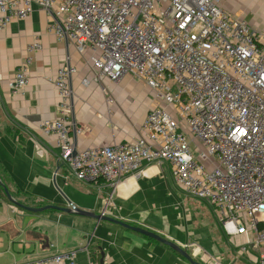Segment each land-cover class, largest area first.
I'll list each match as a JSON object with an SVG mask.
<instances>
[{"label":"built area","instance_id":"built-area-1","mask_svg":"<svg viewBox=\"0 0 264 264\" xmlns=\"http://www.w3.org/2000/svg\"><path fill=\"white\" fill-rule=\"evenodd\" d=\"M223 1L0 0V30L39 6L58 40L89 54L85 86L96 82L105 91L107 81L130 75L154 92L134 141L78 150L74 138L84 128L71 120L78 68L67 57L52 77L57 116L40 129L55 137L78 180L115 189L127 175L167 161L175 183L212 205L229 236L256 244L264 264V33ZM41 49L38 41L28 47L31 54ZM32 61L28 55L19 64L12 90L29 84ZM75 257L12 264H72Z\"/></svg>","mask_w":264,"mask_h":264},{"label":"crops","instance_id":"crops-1","mask_svg":"<svg viewBox=\"0 0 264 264\" xmlns=\"http://www.w3.org/2000/svg\"><path fill=\"white\" fill-rule=\"evenodd\" d=\"M222 7L264 33V0H224ZM51 23L35 6L30 16L0 30V175L12 196L31 207L74 205L104 212L160 234L203 264H259V247L244 235L229 236L212 205L175 183L167 161L149 164L146 175H127L115 189L76 178L60 158L55 137L40 129L42 121L57 116L52 77L67 57L78 68L71 79V120L84 128L74 138L78 150L134 141L155 98L130 75L107 81L105 91L96 82L85 86L83 80L92 76L89 54L58 40ZM36 41L42 49L31 54L28 47ZM28 55L33 56L29 84L14 91L10 81ZM73 251L72 264H190L169 246L119 224L58 209L33 213L0 196V264Z\"/></svg>","mask_w":264,"mask_h":264},{"label":"water","instance_id":"water-1","mask_svg":"<svg viewBox=\"0 0 264 264\" xmlns=\"http://www.w3.org/2000/svg\"><path fill=\"white\" fill-rule=\"evenodd\" d=\"M0 187L3 189V192L5 194V196L8 198L9 201H11L14 205L27 210L29 212H33V213H40L43 211H46L48 209H58L64 212H68V213H73V214H78L81 216H87V217H92L96 220H106V221H110L113 222L115 224H119L121 226H123L124 228L140 233L144 236H147L149 238H152L158 242H161L162 244H165L166 246H169L170 248H172L173 250H175L177 253H179L180 255H182L188 262H190V264H203L201 262L196 261L188 252L187 250H185L184 248H182L181 246H179L178 244H176L175 242L161 236L160 234L150 231L146 228L140 227V226H136V225H131L127 222H124L122 220L116 219V218H112L110 216H107L104 214V212L100 213V214H96L94 212H90V211H86V210H82L77 208L76 206L72 205L69 208H65V207H60V206H55V205H45V206H40V207H31V206H27L23 203H21L20 201L16 200L8 186L2 181L1 175H0ZM103 261V254L101 257V262Z\"/></svg>","mask_w":264,"mask_h":264},{"label":"trees","instance_id":"trees-1","mask_svg":"<svg viewBox=\"0 0 264 264\" xmlns=\"http://www.w3.org/2000/svg\"><path fill=\"white\" fill-rule=\"evenodd\" d=\"M0 195L2 196V198H4V199H8L6 196H5V194H4V192H3V189L0 187ZM179 255V254H178ZM181 256V255H180Z\"/></svg>","mask_w":264,"mask_h":264},{"label":"rangeland","instance_id":"rangeland-1","mask_svg":"<svg viewBox=\"0 0 264 264\" xmlns=\"http://www.w3.org/2000/svg\"><path fill=\"white\" fill-rule=\"evenodd\" d=\"M196 199H198L197 197H195Z\"/></svg>","mask_w":264,"mask_h":264}]
</instances>
